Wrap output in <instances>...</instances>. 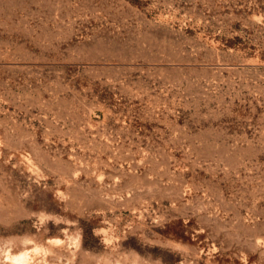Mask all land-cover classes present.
I'll use <instances>...</instances> for the list:
<instances>
[{"label":"rangeland","instance_id":"374dc122","mask_svg":"<svg viewBox=\"0 0 264 264\" xmlns=\"http://www.w3.org/2000/svg\"><path fill=\"white\" fill-rule=\"evenodd\" d=\"M0 264H264V0H0Z\"/></svg>","mask_w":264,"mask_h":264}]
</instances>
